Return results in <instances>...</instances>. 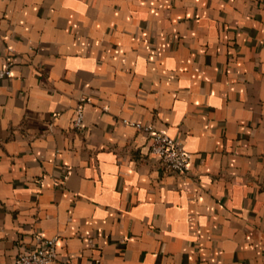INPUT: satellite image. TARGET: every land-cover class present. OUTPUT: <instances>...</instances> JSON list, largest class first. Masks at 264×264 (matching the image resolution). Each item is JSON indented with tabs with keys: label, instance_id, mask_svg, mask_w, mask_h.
Instances as JSON below:
<instances>
[{
	"label": "crops",
	"instance_id": "obj_1",
	"mask_svg": "<svg viewBox=\"0 0 264 264\" xmlns=\"http://www.w3.org/2000/svg\"><path fill=\"white\" fill-rule=\"evenodd\" d=\"M8 62L0 264H264V0H0Z\"/></svg>",
	"mask_w": 264,
	"mask_h": 264
},
{
	"label": "built area",
	"instance_id": "obj_2",
	"mask_svg": "<svg viewBox=\"0 0 264 264\" xmlns=\"http://www.w3.org/2000/svg\"><path fill=\"white\" fill-rule=\"evenodd\" d=\"M10 62L0 68V79L11 75ZM128 122L134 127L150 135V151L155 154L164 170L175 173H186L190 169V154L182 140L174 138L163 130L150 124ZM84 124V100L76 107L73 126L77 129ZM58 256V239L56 237H41L38 246L30 251L19 253L13 264H55Z\"/></svg>",
	"mask_w": 264,
	"mask_h": 264
}]
</instances>
